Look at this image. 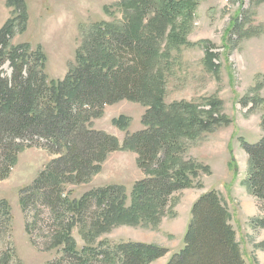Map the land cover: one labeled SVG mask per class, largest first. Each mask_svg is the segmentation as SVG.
I'll list each match as a JSON object with an SVG mask.
<instances>
[{
	"label": "trees",
	"instance_id": "1",
	"mask_svg": "<svg viewBox=\"0 0 264 264\" xmlns=\"http://www.w3.org/2000/svg\"><path fill=\"white\" fill-rule=\"evenodd\" d=\"M8 5L14 6L17 17L0 29V68L9 63L11 70L9 77L0 73V182L10 175L18 154L25 148L34 146L57 156L20 192L19 200L24 213L31 206H40L52 214L65 208L71 215V223L53 236L52 247H63L64 255L49 264H150L166 256L164 248L137 242L112 246H90V242L78 251L71 228L91 201L100 211L99 220L93 223L96 237L100 229L103 232L113 225L137 224L145 209L160 211L168 197L187 188L198 172L191 162H181L183 138L197 139L227 122L217 99H209L208 110L185 102H164L165 67L164 63L160 68L157 65L169 52L161 50V39L168 21L181 13L191 14L196 1H122L125 22L95 25L76 53L75 65L62 80L48 79L40 51L31 52L27 44H11L15 22L24 25L27 17L24 0H9ZM173 37L185 43L175 32ZM216 58L217 54L208 47L205 64L210 71L219 69L214 63ZM123 100L147 110L142 118L145 130L127 134L120 144L116 137L92 129L89 122L101 115L104 106ZM128 124L124 116L113 120L120 130ZM261 126L264 130V118ZM127 150L136 153L138 167L146 176L135 184L130 207H126V195L118 186L90 191L79 200L69 199L68 185L87 183L99 172L108 154ZM243 151L248 157V191L264 202V138L253 145L243 142ZM7 215L2 201L3 234ZM229 219L215 192L199 197L191 207L184 247L165 264H246ZM254 225L264 229V218L255 220ZM30 229L27 224L26 230ZM0 259L3 264L10 262L7 254Z\"/></svg>",
	"mask_w": 264,
	"mask_h": 264
},
{
	"label": "rangeland",
	"instance_id": "2",
	"mask_svg": "<svg viewBox=\"0 0 264 264\" xmlns=\"http://www.w3.org/2000/svg\"><path fill=\"white\" fill-rule=\"evenodd\" d=\"M8 1L0 0V29L17 17ZM122 1L126 0H24L27 20L24 25L15 22L11 44H27L31 52L40 51L48 79L62 80L75 65L76 53L95 25L125 22L126 7L120 6ZM195 1L191 14L181 13L168 21L161 39V50L169 52L157 65L160 68L164 63L165 67L164 102H185L208 110L209 99H217L227 122L203 132L197 139L183 138L181 162H191L198 172L187 188L168 197L160 211L145 209L137 224L113 225L103 232L100 229L101 234L96 237L93 223L99 220L100 211L91 201L71 228L78 251L90 244L146 243L168 251L150 264H165L184 247L192 205L213 191L227 210L246 264H264V229L254 225L255 220L264 218V202L248 191L249 165L243 151V142L253 145L264 138V0ZM152 12L153 8L148 18ZM174 32L184 38V44L171 38ZM208 47L217 54V71H210L205 64ZM0 73L10 76L9 63L1 66ZM146 110L140 104L123 100L104 106L101 115L92 117L89 125L116 137L121 144L127 134L145 130L142 118ZM120 116L129 119L124 130L113 125ZM55 158L46 150L25 148L18 154L10 175L0 182V202L8 210L5 234L0 232V257L7 254L8 264H49L64 255L63 247L54 248L52 242L54 234L71 223L70 213L62 208L52 214L40 206H31L24 213L19 202L20 192ZM145 178L136 153L117 151L107 155L99 172L87 183L68 185L67 191H71L69 199L79 200L90 191L122 187L125 205L130 207L135 184ZM27 224L30 231L26 230Z\"/></svg>",
	"mask_w": 264,
	"mask_h": 264
}]
</instances>
